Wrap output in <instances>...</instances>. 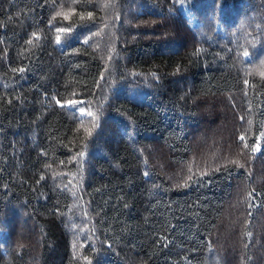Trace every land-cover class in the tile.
<instances>
[{
  "label": "trees",
  "instance_id": "1",
  "mask_svg": "<svg viewBox=\"0 0 264 264\" xmlns=\"http://www.w3.org/2000/svg\"><path fill=\"white\" fill-rule=\"evenodd\" d=\"M58 2L94 12L60 44L43 0H0V264H264V197L230 207L237 185L259 188L264 153H248L251 181L213 172L264 130V0ZM73 92L99 115L88 141L52 99ZM237 216L247 249L241 224L226 231Z\"/></svg>",
  "mask_w": 264,
  "mask_h": 264
},
{
  "label": "snow or ice",
  "instance_id": "2",
  "mask_svg": "<svg viewBox=\"0 0 264 264\" xmlns=\"http://www.w3.org/2000/svg\"><path fill=\"white\" fill-rule=\"evenodd\" d=\"M79 4L84 9H95L98 7V4L96 0H72V5ZM39 6H46L50 8V19L48 22V30L51 31L54 29L56 35H55V42L57 44L61 43V35H67L70 34L73 29L71 27V21L74 16H78L80 21H92L94 20V12L92 10L87 11H79L77 12V8L75 6H70L64 2H58V0H43V5L38 4ZM104 8L109 7H115L113 4H104ZM119 17H115L114 19H118ZM60 21H67L69 24L65 26H61ZM107 27V25H105ZM41 37L37 35V33L34 31L31 33V38H29L26 43L31 45L33 43V39H40ZM84 44H89V39L85 38ZM199 50H197L198 52ZM239 55V54H238ZM242 55L244 57L249 56V52L247 50H244ZM109 59L111 60V56H109ZM264 63V62H262ZM13 72H19V73H25L26 69L24 67H20L19 69L13 68ZM179 71V69H177ZM153 77H156V74H152ZM261 77L264 78V71L260 73ZM101 79H103V74H101ZM244 85H249V80L245 79L243 81ZM86 87V86H85ZM90 94V93H89ZM76 93L73 92L72 96L68 99H61L59 97V93H57L55 96L52 97V99L55 102V105L58 106L61 109L69 108L74 111H78L79 113V124L77 125V131H83L84 133V140L88 141L93 137L94 132L100 127L99 124V115L97 112H94L91 107L90 101L75 98ZM17 99H20L17 97ZM7 103L9 105L12 104L11 100H8ZM84 117L90 118V124L85 125L84 124ZM240 121H244V117H239ZM249 125L252 124V121H247ZM260 141H264V130L259 132L258 136H254L251 142H249L248 139V133L247 131H243L236 137V143H237V151L235 153L236 158L232 159L227 156H222L220 159L223 161V163L218 164L217 167L213 169L214 173H220L222 171L228 172L229 175H231V166H234L238 169H244L247 171L246 180L251 181L253 173L251 171H248L246 168V165L249 161L248 153H264V148L261 147ZM85 148L87 147V144L85 143L83 145ZM77 157H83L85 155V152L80 151L77 154ZM147 162V161H145ZM61 164H63V161H61ZM188 175L186 177H183V184L177 183L176 187H190V181L193 180L195 173H193V168L188 167L187 169ZM152 173L149 171H144L143 176L149 177ZM209 175L207 171H203L200 175V179H203V177ZM45 180V176L41 174L39 178L35 181L36 184H40L41 181ZM255 183L259 185V188L254 187L252 183H242L240 185H237L238 193L242 194V198L238 199L235 205H231L230 207L238 208L240 205H247L248 208L252 207L251 201H253L257 196L264 197V176L257 177ZM69 184H71V181H69ZM67 187V186H66ZM35 191V189H34ZM75 194V193H74ZM125 207L127 205L125 204ZM261 207H264V204L261 205ZM249 216L251 215V212L247 213ZM87 215V213H85ZM231 215V213H230ZM241 224L243 231H242V238L240 240V243L242 244V247L244 249H247L250 244L253 243V232L247 230V226L251 223L246 217L241 218L240 216H237L235 220H230L229 224L227 226V232L231 233L234 231V227L236 224ZM215 227V225H213ZM259 239H264V225L261 226L260 232L258 233ZM243 237H247V243L243 242ZM161 240H166V237L161 236ZM259 239L257 240V243H259ZM109 248L112 247L111 244L108 245ZM165 247H167V244H165ZM209 247H211V241L209 242ZM252 257L248 256L247 260L243 262V264H248V261H251ZM85 260L87 261V264H92L91 260H88L87 257H85Z\"/></svg>",
  "mask_w": 264,
  "mask_h": 264
}]
</instances>
